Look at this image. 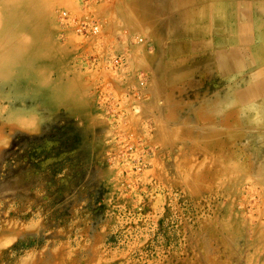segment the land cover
<instances>
[{"label":"rangeland","instance_id":"1","mask_svg":"<svg viewBox=\"0 0 264 264\" xmlns=\"http://www.w3.org/2000/svg\"><path fill=\"white\" fill-rule=\"evenodd\" d=\"M117 4L0 0V264H264V175L167 127Z\"/></svg>","mask_w":264,"mask_h":264},{"label":"crops","instance_id":"2","mask_svg":"<svg viewBox=\"0 0 264 264\" xmlns=\"http://www.w3.org/2000/svg\"><path fill=\"white\" fill-rule=\"evenodd\" d=\"M239 1L250 5L251 11L264 9V0ZM117 3V12L111 15L116 14L121 25L139 27L149 36L151 49L145 54V65L155 98L163 96L165 89L177 90L174 94L180 99L174 106L182 113L188 111L169 120L167 127H177L183 141L184 127L199 129V140L192 141L199 146L211 145L213 158L226 162L244 156L251 159L256 175H264V13L256 19L255 14L251 15L254 22L248 33L252 39L241 45L240 50V46L229 41L233 27L230 10L222 25L206 27V17L210 22L220 17V12L203 10L200 3L189 4L187 0H117ZM111 15L105 21L118 30L120 27H116ZM232 52L239 55L233 56ZM233 64L236 67H231Z\"/></svg>","mask_w":264,"mask_h":264},{"label":"bare ground","instance_id":"3","mask_svg":"<svg viewBox=\"0 0 264 264\" xmlns=\"http://www.w3.org/2000/svg\"><path fill=\"white\" fill-rule=\"evenodd\" d=\"M188 1V3L190 4L191 2H196V3H200L201 5H202V9L203 10H206V9H208L209 10V8L210 9H212V10H214V11H218V12H220V14H219V16L220 17H215L212 21H208L207 20V17H206V19L204 20V23H206V27H213V26H216L217 27V25L219 26L220 24L222 25V23H223V19L225 20V18H226V13L230 10L231 11V13H232V17L230 18V22L233 24V27H232V35L230 36V38H229V41H231L234 45H236V46H240V50H241V44L240 43H242V44H244V45H247L250 41H251V39H252V36L251 35H249V33H248V31H249V28L248 27H252L253 26V22H254V20H252L251 19V15L252 14H255V18L254 19H256V16L257 17H259L262 13H264V9H263V7L260 9V10H256V12L253 10V11H251V9H250V5L248 6V5H246V3L245 2H243V3H240V1L239 0H187ZM211 1L213 2L212 4H210L211 3ZM249 2V4H250V1H248ZM163 3H166V1H163ZM170 3H177L178 4V2L177 1H175V2H173V1H170ZM261 3V2H260ZM165 6H166V4H164ZM144 6V5H143ZM182 7V6H181ZM110 11H111V9H110ZM211 11V10H210ZM206 13H207V11H206ZM234 15V16H233ZM227 19V18H226ZM259 19V18H258ZM258 19H257V21H256V23H258V24H260L259 22H258ZM226 21V20H225ZM21 22H22V20H21ZM203 22V21H202ZM227 23V22H226ZM23 26L25 25L24 23L22 24ZM185 26V25H184ZM223 27V26H222ZM225 27H226V25H225ZM183 29V28H182ZM180 30V29H179ZM177 32H178V29H177ZM179 33V32H178ZM173 34V33H172ZM177 34V33H176ZM175 34V35H176ZM178 35V34H177ZM169 37V36H168ZM172 37V36H171ZM178 40V39H177ZM221 40V44H223L224 43V40L223 39H220ZM254 41V40H253ZM171 44H173V43H171ZM25 45V44H24ZM23 45V46H24ZM180 45V44H179ZM176 46V45H175ZM26 46H24V48H25ZM28 47V46H27ZM26 47V48H27ZM192 47V46H191ZM194 47V46H193ZM23 48V47H22ZM197 48V47H196ZM199 48V47H198ZM201 48V47H200ZM28 49V48H27ZM33 51H31L30 53H28L27 55H25V56H23L24 58L25 57H28V56H30V55H32L31 57L33 58V62L34 63H37V64H39L40 62H43V63H46V61H50V59L48 60V59H46V57H44L43 55L42 56H40V50L42 51V54L44 53V50L43 49H39V51H38V49L37 48H34V46H33ZM35 49H37V50H35ZM170 49V48H169ZM179 49H180V46H179ZM24 50V49H23ZM193 50V49H192ZM199 50V49H198ZM168 51V50H167ZM171 51H173V50H171ZM194 51V50H193ZM197 51V50H196ZM244 51V50H243ZM238 52V51H237ZM173 53H175L174 51H173ZM188 53V52H187ZM239 53V52H238ZM238 53H236V52H232V54H233V56H235V55H239ZM182 54H184V53H182ZM231 54V53H230ZM242 54V53H241ZM174 55H177V53L176 54H174ZM179 55V54H178ZM172 56V55H171ZM242 56V55H241ZM23 57H22V59H23ZM181 57V56H180ZM180 57H179V59H180ZM205 57V56H204ZM239 57V56H238ZM221 58V57H220ZM243 58V57H242ZM21 59V60H22ZM171 59V58H170ZM239 59H240V57H239ZM20 60V61H21ZM210 60H211V58H210ZM31 61V60H30ZM171 61H172V59H171ZM222 61V60H221ZM224 62V61H223ZM152 63V62H151ZM158 63V62H157ZM156 63V64H157ZM208 63V62H207ZM238 63V62H237ZM47 64V63H46ZM49 64V63H48ZM190 64H192V63H190ZM202 64H204V63H202ZM152 65H153V63H152ZM151 65V66H152ZM176 65V64H175ZM194 65V64H193ZM198 65V64H197ZM207 65H209V64H207ZM43 66V65H42ZM157 66V65H156ZM161 66V65H160ZM183 66V65H182ZM201 66V65H200ZM223 66V65H222ZM47 67H49V66H47ZM158 67V66H157ZM189 67V66H188ZM190 67H191V65H190ZM189 67V68H190ZM203 67V66H202ZM231 67H236V64H233V66H231ZM33 69H34V71H36V72H38V67H36V66H34L33 67ZM176 69V68H175ZM182 69V68H181ZM185 69H187V68H185ZM200 69V68H199ZM184 70V69H183ZM225 70V69H224ZM169 71V70H168ZM173 71V70H172ZM181 71V70H180ZM158 72H160V71H158ZM179 72V71H178ZM177 73V72H176ZM193 73H194V71H193ZM195 73H196V71H195ZM170 74H172V73H170ZM186 75V74H185ZM171 79V78H170ZM169 79V80H170ZM161 80H163V78L161 79ZM172 80V79H171ZM224 83V82H223ZM49 91V90H48ZM156 92V91H155ZM155 96V95H154ZM221 116V115H220ZM199 117V116H198ZM191 119V118H190ZM190 124V123H189ZM193 125V124H192ZM200 126V125H199ZM232 143V142H231Z\"/></svg>","mask_w":264,"mask_h":264},{"label":"clouds","instance_id":"4","mask_svg":"<svg viewBox=\"0 0 264 264\" xmlns=\"http://www.w3.org/2000/svg\"><path fill=\"white\" fill-rule=\"evenodd\" d=\"M34 123L38 126V124H39V117L38 116L34 118Z\"/></svg>","mask_w":264,"mask_h":264},{"label":"built area","instance_id":"5","mask_svg":"<svg viewBox=\"0 0 264 264\" xmlns=\"http://www.w3.org/2000/svg\"><path fill=\"white\" fill-rule=\"evenodd\" d=\"M84 29V28H83ZM92 31H96L95 26L93 25V27H91Z\"/></svg>","mask_w":264,"mask_h":264}]
</instances>
